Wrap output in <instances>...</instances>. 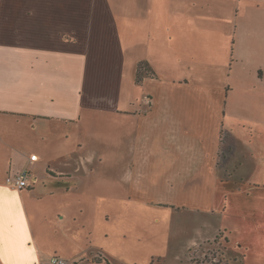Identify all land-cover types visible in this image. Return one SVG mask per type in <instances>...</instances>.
<instances>
[{
  "label": "crops",
  "instance_id": "crops-1",
  "mask_svg": "<svg viewBox=\"0 0 264 264\" xmlns=\"http://www.w3.org/2000/svg\"><path fill=\"white\" fill-rule=\"evenodd\" d=\"M144 1L157 12L165 3ZM171 1L182 7L175 23L194 9L210 24L218 17L229 23L228 42L221 52L212 45L201 50L191 28L181 30L180 68L167 78L133 79L139 81L135 90L138 85L144 92L142 103L119 111L124 55L110 0H0V264H48L52 257L32 246L46 239H61L64 252L73 253L64 241L73 243L85 226L75 176L94 161L82 153L86 110H113L128 119V159L110 164L127 167L120 179L132 194L166 192L187 199L171 202L173 208L193 213H208L217 192L226 205V187L246 199L254 194L253 201L264 197V0ZM249 8L251 31L244 24ZM166 81L184 83L170 90ZM130 96L125 92L132 102ZM223 138L236 146L220 166ZM21 171L34 184L10 188L6 177ZM23 244L31 246L30 258L19 255ZM81 249L61 259L86 263Z\"/></svg>",
  "mask_w": 264,
  "mask_h": 264
},
{
  "label": "rangeland",
  "instance_id": "rangeland-1",
  "mask_svg": "<svg viewBox=\"0 0 264 264\" xmlns=\"http://www.w3.org/2000/svg\"><path fill=\"white\" fill-rule=\"evenodd\" d=\"M176 6L171 0H165L157 12L156 7L148 9L144 0H110L124 55L119 111L136 110L141 105L144 92L138 85L136 91V80L133 81L138 75L141 79L155 76L158 80L171 76L175 73L174 68H180L175 51L181 30L191 28L189 32L193 33L195 45L201 50L212 45L220 51L224 40L228 42L224 33L230 29L229 23H221L223 19L218 17L211 19L210 24L204 11L194 9L191 17L187 13L182 15L178 24L173 19L182 7ZM156 13H162L160 19L156 18ZM245 14L244 24L251 31L254 29L249 20L252 9H247ZM230 24L234 26V23ZM212 32L217 36H212L213 42H209ZM194 56L200 64L201 55ZM190 57V54L186 55L185 61ZM140 68L141 72L138 71ZM177 83L184 81H177L174 87L166 81L163 87L171 90ZM211 83L219 85L221 81H208L209 85ZM125 92H130L132 102L125 97ZM85 113V125L80 134L84 144L82 153L86 159L94 161H87L85 169L78 174L80 178L75 176L81 183L79 206L83 209L81 222L85 226L82 234L74 235L73 243L64 241L63 245L71 249L70 253L73 250L72 254L64 252L58 238L32 244L41 252V257L61 258L62 253L76 255L82 246L86 249L84 258L89 259L83 264H264L263 196L258 195L259 198L253 201L254 194L246 199L241 190L226 187L223 196L224 201L227 197L226 205L221 204L223 199L217 192L211 199L212 208L208 213H193L173 208L171 202H187V199H178L166 192L153 190L141 195L132 194L120 179L127 167L110 164L112 158L128 159L124 140V122L128 119L113 110H86ZM224 138L220 166L228 153H234L236 146ZM77 223L75 227H78ZM31 249L23 244L18 253L27 259Z\"/></svg>",
  "mask_w": 264,
  "mask_h": 264
},
{
  "label": "built area",
  "instance_id": "built-area-1",
  "mask_svg": "<svg viewBox=\"0 0 264 264\" xmlns=\"http://www.w3.org/2000/svg\"><path fill=\"white\" fill-rule=\"evenodd\" d=\"M29 160L35 161L36 156L31 155L29 157ZM5 182L10 188L18 189V190L29 188L34 184V180L29 179L28 173L26 171H21L20 173H17L13 176H7ZM48 264H68V263L64 259L53 257L48 262Z\"/></svg>",
  "mask_w": 264,
  "mask_h": 264
},
{
  "label": "trees",
  "instance_id": "trees-1",
  "mask_svg": "<svg viewBox=\"0 0 264 264\" xmlns=\"http://www.w3.org/2000/svg\"><path fill=\"white\" fill-rule=\"evenodd\" d=\"M138 71L141 72V68H140ZM137 77H138V78H137L138 80L141 79V78H140V75H138ZM138 82H139V81H138Z\"/></svg>",
  "mask_w": 264,
  "mask_h": 264
}]
</instances>
